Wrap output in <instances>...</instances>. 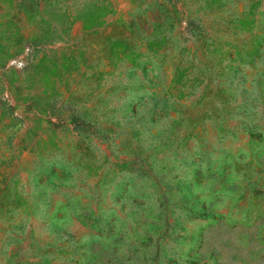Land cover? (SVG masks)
Masks as SVG:
<instances>
[{
	"label": "rangeland",
	"instance_id": "rangeland-1",
	"mask_svg": "<svg viewBox=\"0 0 264 264\" xmlns=\"http://www.w3.org/2000/svg\"><path fill=\"white\" fill-rule=\"evenodd\" d=\"M0 264H264V0H0Z\"/></svg>",
	"mask_w": 264,
	"mask_h": 264
}]
</instances>
